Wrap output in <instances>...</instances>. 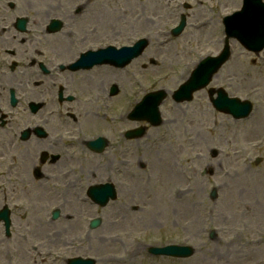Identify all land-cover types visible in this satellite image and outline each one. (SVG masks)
I'll list each match as a JSON object with an SVG mask.
<instances>
[{
    "label": "flooded vegetation",
    "instance_id": "af4514ba",
    "mask_svg": "<svg viewBox=\"0 0 264 264\" xmlns=\"http://www.w3.org/2000/svg\"><path fill=\"white\" fill-rule=\"evenodd\" d=\"M118 2L108 0L109 11L116 12ZM102 11V0H0V264H21L23 240L17 238L24 230L32 239L38 228L48 235L56 221L64 232L88 224L87 216L102 211L88 195L94 185L111 183L116 196L126 198L115 208L128 207L136 170L128 154L143 153L150 128L139 138L128 136L142 126L126 102L134 95L133 74L104 56L149 34L150 26L119 41L116 17L109 14L105 28ZM129 13L123 18L135 28ZM34 242L27 245L48 258L56 246Z\"/></svg>",
    "mask_w": 264,
    "mask_h": 264
},
{
    "label": "rangeland",
    "instance_id": "374dc122",
    "mask_svg": "<svg viewBox=\"0 0 264 264\" xmlns=\"http://www.w3.org/2000/svg\"><path fill=\"white\" fill-rule=\"evenodd\" d=\"M129 1L132 10L124 0H119L113 13L107 6L108 0H102L104 27L109 14L116 17L119 27L113 38L119 41L124 40L126 32L140 34L147 29H144L145 24L154 30L173 23L175 16H165L172 13L168 3L172 5L182 0ZM199 1L201 6L189 0L192 9L187 11V25L178 39L161 47L163 51L150 45L145 57L130 69L136 74L141 72L143 82L150 81L153 90L163 89L168 96L160 106L164 118L162 126L149 131V141L153 142L144 145L143 153L128 154L133 158L136 171L140 158L149 163L147 174L143 172L140 177L129 179L128 192L132 197L128 195V207L115 208L114 214L109 207L103 209L101 228L93 232L92 240L81 243L79 252L96 255L97 264H264V52L257 58L230 41L231 59L208 87H222L230 96L249 99L254 104L249 118L236 121L215 111L208 100V88L196 92L190 102L175 104L171 94L183 82L194 61L221 48V33L215 29L217 21H212L214 26L209 24L201 29L200 23H206L205 11L210 5L208 0ZM229 1L219 0L217 6L213 0L210 13L217 15V11L229 8L233 0ZM148 7L152 9L150 19ZM127 9L132 15L135 13V20H139L137 15L144 11L140 24L135 22V28L123 18L126 13L130 17ZM122 19L125 24L121 23ZM156 51H162L158 53L159 62L142 68L140 65ZM123 89L121 87V91ZM213 150L218 151L217 156L212 154ZM256 158L261 160L257 165L254 164ZM167 162L169 167L173 162L177 164L176 172L182 169L179 183L165 181ZM211 169L213 174L209 173ZM187 174L188 181L184 177ZM177 184L187 190L182 205L168 203L169 192ZM213 189L217 193L215 199L209 197ZM131 204L138 205L136 212L129 210ZM115 220L121 222L113 226ZM44 231L39 233L38 228L37 238L27 239L25 232L21 239L17 238L23 240L24 251L23 257L21 253L18 257L19 263H34L37 254L28 250L27 244L42 240ZM212 231L215 237L211 240L208 235ZM134 236L144 239L136 241L146 245L182 244L191 246L194 252L186 259L152 257L146 247L136 255L130 254L126 250ZM65 241L60 240L55 247L63 249ZM48 262L53 264L49 260L46 264Z\"/></svg>",
    "mask_w": 264,
    "mask_h": 264
},
{
    "label": "water",
    "instance_id": "95a60500",
    "mask_svg": "<svg viewBox=\"0 0 264 264\" xmlns=\"http://www.w3.org/2000/svg\"><path fill=\"white\" fill-rule=\"evenodd\" d=\"M227 56V49L224 51V54L222 55L221 58L210 60L209 65L205 67L201 75L198 77L193 76L192 79L189 81V83L184 86L181 91H177L174 94V98L176 101H182V100H190L191 99V93L199 88L204 87L211 75L219 68L221 63L225 60ZM164 97L163 92H159L157 94V99L154 101L155 105L160 102V100ZM215 107L223 112H229L231 113L234 117H243L246 115V113L249 111L250 106L247 105V103H240L236 99H227L226 96L222 93L221 90H219V98L214 101ZM247 105L246 109L243 111L241 109L244 108V106ZM150 114L152 116V123L157 124L158 122V114L155 111L154 106H152L150 110ZM149 116V117H151ZM155 254H165V255H173V256H178V257H187L190 256L193 252L191 248H186V247H175V248H169V249H162V250H152Z\"/></svg>",
    "mask_w": 264,
    "mask_h": 264
},
{
    "label": "bare ground",
    "instance_id": "6f19581e",
    "mask_svg": "<svg viewBox=\"0 0 264 264\" xmlns=\"http://www.w3.org/2000/svg\"><path fill=\"white\" fill-rule=\"evenodd\" d=\"M177 170V164L175 162H173V164L171 165V167L168 166V162L165 163V168H164V178L166 182H173V183H179V181L181 180V173H182V169L179 170L178 168V172H180V174L178 172H176ZM183 193L182 190H180V185H174V187L170 190L169 192V202L170 204L175 203V204H181L183 203ZM186 196V195H185ZM184 211L187 209V206L183 207ZM165 211H167V209H165Z\"/></svg>",
    "mask_w": 264,
    "mask_h": 264
}]
</instances>
